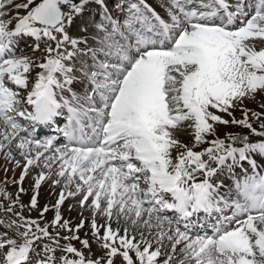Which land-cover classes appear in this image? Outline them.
Listing matches in <instances>:
<instances>
[{
  "label": "snow or ice",
  "instance_id": "obj_1",
  "mask_svg": "<svg viewBox=\"0 0 264 264\" xmlns=\"http://www.w3.org/2000/svg\"><path fill=\"white\" fill-rule=\"evenodd\" d=\"M93 3L99 20L70 35ZM159 6L164 16L147 0H0V155L13 172L22 168L14 184L35 166L34 190L49 180L62 185L43 226L47 206L39 218L25 217L24 188L13 199L0 187L7 202L0 203V264H264V169L253 158L264 157V139L252 143L220 127L264 137V112L244 106L264 97V0ZM18 38L34 39L31 55H17ZM58 117L67 121L58 130L65 142L37 139L36 127ZM183 132L190 143L178 138ZM245 163L250 174L227 191L214 181ZM65 192L91 213L96 258L78 235L83 212L75 228L61 216ZM37 206L34 194L28 207ZM201 212L214 222L193 233L191 218Z\"/></svg>",
  "mask_w": 264,
  "mask_h": 264
},
{
  "label": "rangeland",
  "instance_id": "obj_2",
  "mask_svg": "<svg viewBox=\"0 0 264 264\" xmlns=\"http://www.w3.org/2000/svg\"><path fill=\"white\" fill-rule=\"evenodd\" d=\"M17 2H24V0H17ZM109 2L112 3L113 0H109ZM147 2L151 6L152 5H160V0H147ZM194 2L197 3L195 6H198L200 3V0H194ZM205 2H207V0H205ZM99 12H100V10L98 9V7L94 3L91 4L86 9L85 15L82 18L77 19L74 22L73 26L69 29L70 35H73V36L80 35L78 25H80L82 22H87L89 20H99V16H98ZM20 14L21 15L24 14L23 10H20ZM164 14H165V12H164ZM15 15H16V12L12 11L10 13V15L4 17V19L5 20L12 19ZM113 15H114V12H113ZM119 15L121 16L122 13L120 12ZM15 22L16 21L13 20V24L10 25V27L14 26ZM89 42L92 43L91 40ZM22 43L25 45L22 46ZM35 44H36V42L34 41L33 38H27V39L18 38L17 42L15 44V48L17 49V55L21 54V52H23V53L29 52L28 54L31 55L32 49H33V47H35ZM43 48H44V44L41 43L40 44L41 51L43 50ZM35 55L40 56L41 52L38 51L35 53ZM36 71H38V69L33 70V72L31 73L32 77L35 76ZM30 83H31V81H30ZM13 87H15V86H13ZM73 87L79 88L78 85H74ZM19 91L25 92L24 97H23L22 102H21V105H20V106H22L23 104H25L24 100L26 99V90H19ZM262 100H264V97H262L261 95H258L256 97V102L245 101L244 106L248 109H253L257 112H264V109H261L259 107V104ZM25 107H27V106H25ZM28 110H30V108ZM233 115L237 119L242 118L240 111L234 112ZM59 118L62 119L61 122L66 121V119H64V117H59ZM224 118L228 119L227 116H224ZM17 119L20 122L24 123L25 126H27V123L23 121L22 117H18ZM259 123H260L259 121H253V127L256 128L257 131L261 130L259 128ZM220 127L223 131H226V132L238 133L241 135L246 134L249 137V142H252V143L257 142L261 139H264V137L252 135L248 129L242 128L240 126L229 125V126H227V128H223V126H220ZM40 131L41 130H38V129L36 130V132H40ZM46 131L50 132L49 129H46ZM43 137L48 138V137H50V135H44ZM178 138L184 143H190V141H191V136L189 135L188 132L180 133ZM37 139H39V138H37ZM206 146L207 145H202L201 148L206 147ZM201 148H197L196 150H201ZM14 155H15L16 159H22L19 157L18 153L14 152ZM260 165H261V163L258 164L259 167H260ZM40 167L42 168V164ZM53 167L55 168V167H57V165H53ZM5 168L8 169L7 173H5V171H4ZM13 168H14V163H6L3 156L0 155V180H2V179L7 180V183L4 182V183H2L1 186L4 187L7 185L9 188V193L12 196L17 194L20 187H23L24 192H20L19 194L22 195V203L24 206L30 205L31 197L35 194L37 196V205L38 206H37V208L34 209L33 216L39 217V212L45 206H47L49 211L44 214L43 220L41 221V226H43V224L45 222H50L54 218V215H55L54 205H55L56 200L59 198V192L62 188V185L53 187L51 184V181L49 180V181L42 182L40 188L38 190H34L33 189V184H34L33 177L40 171V168H37L35 166L34 167L32 166L30 168L29 173H28V175H26L25 180L23 181L22 185L14 184V183H12V181L14 179H16V180L19 179V175H20V172L22 171V168H15V172H13V170H12ZM241 168H242L241 169L242 171H245L246 169L248 170V167L246 164H244V166ZM44 171H47V170L45 169ZM239 174L242 175V173H240V172H239ZM226 175H229V174L226 173ZM229 177L231 178L233 176L229 175ZM53 178L55 179V177H53ZM225 185H226L225 187L227 188V186L231 185V183H229V181L227 180L225 182ZM65 195H66V199L60 208L61 216L63 219L70 221V227L75 228V226L79 223V221L81 219L80 213H81V211L83 212V216H84L86 223H85V227L80 229L78 235L81 237V239H84V238L89 239L90 243H92V252L94 253L93 258H96V253L100 252L101 250L98 249V246L96 245L95 242H93V238L90 235L89 223H90V219H91V213L86 208L85 209L80 208L77 211H74L75 202H76V205L79 206L78 201H79L80 197L79 196L67 197V192H65ZM75 199H77V200H75ZM0 203H3L5 205V207L7 206L6 202H0ZM69 208H71V211L69 210ZM169 213H170V211H169ZM167 216H169L170 218H175V215H167ZM4 217L6 219L10 218L9 216H4ZM97 222L102 223V221L100 220L99 217L97 218ZM49 230L52 231L51 229H49ZM193 231H196V229ZM85 233H89V235L86 237ZM68 234L69 233H67L63 230H61V232H60L61 236L68 235ZM61 243H64V241H61ZM73 245L77 248H81V245L77 241H75V243ZM85 253L88 254L87 250H85ZM57 255H59V253H57ZM120 264H121V262H120Z\"/></svg>",
  "mask_w": 264,
  "mask_h": 264
},
{
  "label": "bare ground",
  "instance_id": "obj_3",
  "mask_svg": "<svg viewBox=\"0 0 264 264\" xmlns=\"http://www.w3.org/2000/svg\"><path fill=\"white\" fill-rule=\"evenodd\" d=\"M230 2H233V0H230ZM155 10L160 11L163 15H165L164 14V9L161 8L159 5L158 6H155ZM25 53L28 54L29 52H25ZM24 94H25V92L24 91H21V97H22V99L24 97ZM25 106H27V105L26 104H23L21 107H25ZM46 126H48V125H46ZM253 158L256 160L257 164L261 163L260 169H264V165H263L264 164V157H260L259 155H254ZM239 168L240 167H235V172L233 174V177L230 178L229 175H226V173H223V174H220V175L214 177V181L215 182H219V183H223L225 185V182L228 180L229 183L233 184L236 179H238V178H240L242 176V175L239 174V172H240ZM248 171L250 173V169H248ZM227 190H228V187L227 188L225 187L223 189V191H227ZM168 214L170 215L172 213H166V215H168ZM113 227H115V225H113Z\"/></svg>",
  "mask_w": 264,
  "mask_h": 264
}]
</instances>
